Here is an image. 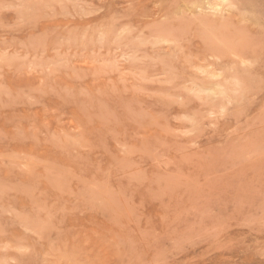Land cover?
I'll return each mask as SVG.
<instances>
[{
	"label": "rangeland",
	"instance_id": "374dc122",
	"mask_svg": "<svg viewBox=\"0 0 264 264\" xmlns=\"http://www.w3.org/2000/svg\"><path fill=\"white\" fill-rule=\"evenodd\" d=\"M0 264H264V0H0Z\"/></svg>",
	"mask_w": 264,
	"mask_h": 264
},
{
	"label": "bare ground",
	"instance_id": "6f19581e",
	"mask_svg": "<svg viewBox=\"0 0 264 264\" xmlns=\"http://www.w3.org/2000/svg\"><path fill=\"white\" fill-rule=\"evenodd\" d=\"M201 88V87H200ZM223 91V90H222ZM202 92V91H201ZM218 95V94H217ZM225 109V108H224Z\"/></svg>",
	"mask_w": 264,
	"mask_h": 264
}]
</instances>
